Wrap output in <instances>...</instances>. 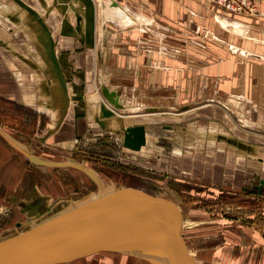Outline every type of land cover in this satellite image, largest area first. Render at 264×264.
Wrapping results in <instances>:
<instances>
[{"label":"crops","instance_id":"1","mask_svg":"<svg viewBox=\"0 0 264 264\" xmlns=\"http://www.w3.org/2000/svg\"><path fill=\"white\" fill-rule=\"evenodd\" d=\"M93 1V48L86 46L83 33L55 39L52 26H48L57 54L67 55L71 73L83 74V79L72 74L67 81L69 91L81 92L84 98L82 102L70 103L58 130L41 142L39 138L54 127L59 113L49 91L51 83L43 72L42 46L37 45L38 34L28 18L20 15L8 0H0V100L36 116L37 125L44 118L45 133L37 131L32 138L43 151L32 152L52 158L75 152V141L87 139L96 126L103 133L115 134V125L105 124V129H101L95 122L99 102L104 101L109 108L119 107L117 115L122 116L123 124L144 125L146 144L135 153L153 158V173L198 182L207 190L238 192L250 185L257 199L264 202V185L260 191L255 188L264 181V60H260L264 59V10L258 15H233L214 12L209 6L200 5L199 0H102L111 6L118 3L130 17L147 18L150 24L143 30L140 24L119 28L111 21L101 32L97 3ZM23 2L39 13L46 24L47 15L60 23L63 10L70 12L65 8L58 12L61 0ZM261 3L264 5V0H254L255 6ZM214 14L219 19L240 21L248 34L257 39L248 41L233 36L231 45L236 50L227 46L230 53L239 57L226 55L201 66L191 61L185 55L187 50L176 41L184 46L197 44L198 39L219 32L221 26ZM57 31L60 35L61 24ZM19 32L26 42L19 39ZM219 35L227 37L222 41L229 38L227 34ZM244 50L260 59L241 60L240 51ZM176 53L183 56L177 58ZM76 85L81 86L80 91H74ZM192 85L203 88L192 94ZM205 85L214 87L211 96L216 101L208 99ZM213 101L215 105L211 104ZM13 113L16 117V111ZM29 118L24 116L25 122ZM41 167L44 166L36 169ZM255 181L257 184L253 185ZM222 222L219 232L224 242L236 241L240 249L247 244H264V236L253 228L255 223H242L235 218Z\"/></svg>","mask_w":264,"mask_h":264},{"label":"rangeland","instance_id":"2","mask_svg":"<svg viewBox=\"0 0 264 264\" xmlns=\"http://www.w3.org/2000/svg\"><path fill=\"white\" fill-rule=\"evenodd\" d=\"M8 1L12 3L13 7L18 9L20 15L28 18L31 26L36 25L31 16L13 1ZM64 1L62 6H58V12H61L64 8L71 10L72 7H76L78 14L83 19L85 18L86 9L81 3L73 0ZM199 4L204 6L203 2ZM263 7V3L255 6L254 0H247L245 5H242V10L246 12L244 15H258L261 11L263 12ZM209 8L214 12H224L219 7ZM69 17L67 19L68 15L63 11V18L74 24L75 19L72 12ZM215 17L216 15L214 14V19L216 20ZM0 18L3 19V17ZM19 18L23 19L24 17L20 16ZM83 19L82 21L84 22L85 20ZM61 21L62 18L60 23H57L54 19L52 20V17L47 21V26H52L55 39L60 38L57 25H60ZM102 24L106 28L107 22ZM116 25L119 28H123L118 24ZM191 26L197 28L194 23ZM214 28L216 29V27ZM34 32L36 33L37 30H34ZM219 33L227 34L225 30L220 28L219 32L210 33L207 37L204 36L205 38L198 39L197 44L189 42L191 45L184 46L183 42L176 41V43L182 46L184 50H187L185 55L191 61L199 62L201 66L209 65L211 61L225 58L226 55L239 57L237 53L229 52V49L236 50L231 45L234 44L232 43L234 38L229 36L228 40L222 41L221 38L227 37H221ZM19 34V39L26 42V38L20 32ZM227 45H230L229 49ZM59 55L61 56L62 68L67 81L72 79V74L83 79V74L71 73L66 61L67 55ZM176 56L179 58L183 55L176 53ZM240 58L241 60L249 59L246 56H240ZM194 72L195 70H193V76ZM196 87L194 85L191 86L192 94L198 93L200 87L203 88L200 85H196ZM213 88L208 85L205 90L209 94L208 99L216 101L215 97L211 96ZM73 89L74 91H80L81 86L76 85ZM214 101L211 104L215 105ZM9 106L10 104H7V102H0L1 129L23 149L41 153L43 150L32 138L37 131H44L45 133L46 122L44 118H41L37 125L35 124L36 116L32 117L31 114L26 113L21 108ZM15 111L17 113L16 117H14L15 114L13 113ZM23 115L26 116V120L30 116L27 122H25ZM160 130L162 131L161 128ZM223 131L225 130L223 129ZM121 144L122 141L118 134L103 133L96 126L95 132L89 133L87 139L75 141L77 151L67 152V154L64 152L58 157L53 156L55 159L49 155H40L42 158L52 162L73 160L82 164L95 174L98 181L69 168L41 167L39 169L41 171H39L0 136V241L21 234L31 228L34 229V226L40 223L44 225L45 221L52 216L62 213L84 198H87L88 202H92L100 196L99 194L108 197L115 190L125 193L124 188H131L136 192L159 198V202L163 203L173 213L174 217L178 219L177 234L185 243L190 256L196 264H264V244H247L240 249L236 241H233L234 243L231 241L224 242L225 239L221 237V232H219L223 224L222 219L235 218L242 223L248 224L249 221L253 222V224L255 223L253 228L264 236V202H262L261 198L257 199L252 186L245 185L238 192L213 188L207 190L200 186L198 182L177 179L173 175L162 172L153 173L151 169L153 158L142 157L140 153H135L136 151L122 148ZM165 155H167V150L164 153ZM29 168H32L31 172L28 171ZM98 182L101 184V190ZM256 184L255 181L253 185ZM33 186L36 187L33 189ZM40 199L44 200V205L42 211L37 213L42 215L46 209L45 207L48 206L52 212H45L46 214L40 219H38L37 214L29 216L28 214L31 210L26 209V207L33 206L32 203L38 202ZM112 201L120 202L118 199ZM17 222L20 223L19 227L16 226ZM225 229H229L232 232L231 227L226 226ZM233 234L236 233L233 232ZM64 264L145 263L139 259L132 260L129 255L100 253Z\"/></svg>","mask_w":264,"mask_h":264},{"label":"water","instance_id":"3","mask_svg":"<svg viewBox=\"0 0 264 264\" xmlns=\"http://www.w3.org/2000/svg\"><path fill=\"white\" fill-rule=\"evenodd\" d=\"M11 1L31 16L36 24L30 26L33 31L37 30V45L42 46V62L45 66L43 72L51 83L50 94L54 102H57L59 112L57 121L52 129L39 138L44 142L58 130L70 103L82 102L84 97L81 92L70 93L61 56L55 49L56 42L42 16L22 0ZM73 1L81 3L86 9L83 19L85 21L77 20L73 26L64 18L60 36L76 37L83 33L86 46L93 48L94 2ZM63 2L65 1L61 0L62 4ZM118 108L115 105L109 108L104 101H100L95 122L101 129H105V124L115 125L117 129L114 133L120 136L122 147L130 151H140L146 144L144 125L123 124L122 116L117 115ZM0 136L33 166L74 169L94 180L97 179L87 167L73 160L66 162L43 160L32 151L17 145L1 127ZM98 185L101 190V184ZM263 185L264 181L261 180L255 188L260 191ZM124 192L115 190L108 197L99 194L100 196L92 202L84 198L62 213L52 216L44 225L40 223L41 225L34 226V229L0 241V264H63L100 253L147 255L157 258L163 264H196L177 234L178 219L159 202V198L136 192L131 188H124ZM114 199L120 202H111ZM43 201L40 199L32 203L33 206L26 207L31 210L28 215L37 214L40 219L45 212H52L48 206L42 215L39 214L44 205ZM16 226L19 227L20 223L17 222Z\"/></svg>","mask_w":264,"mask_h":264},{"label":"bare ground","instance_id":"4","mask_svg":"<svg viewBox=\"0 0 264 264\" xmlns=\"http://www.w3.org/2000/svg\"><path fill=\"white\" fill-rule=\"evenodd\" d=\"M95 2L97 3V11H99V17L101 20V24L98 25V29L101 32H102L103 26H104L102 23H104V22L114 21L116 24H118L120 27H123V28L131 27V26H135L137 24H140L141 26L143 25L142 26L143 30L146 29L145 25L150 24L149 20L147 18L139 16L138 19L137 18L135 19L133 17L127 16V13L124 10V8H122L118 3H116V5L111 6L109 4V2H103L102 0H100V1L95 0ZM209 7H211V5ZM215 18H216L217 22H219L218 25L221 26V29L226 31L228 37L229 36H231V37L238 36V37H241V39L244 38V39H247L248 41L256 39V38H252V37L248 36L249 35L247 32L248 29H246V26H243V24L240 21H238V20L235 21V19L234 20L231 19V20L227 21V19L226 20L219 19V16H216ZM234 48H235V46H234ZM240 54H241L240 56L244 55L248 58L252 57V58L260 59V57L258 55H252V54L248 53L246 50L240 51ZM260 60H264V59H260ZM129 256L132 258V260L133 259H135V260L139 259V260L143 261L145 264H163L157 258L147 256V255L132 254Z\"/></svg>","mask_w":264,"mask_h":264},{"label":"built area","instance_id":"5","mask_svg":"<svg viewBox=\"0 0 264 264\" xmlns=\"http://www.w3.org/2000/svg\"><path fill=\"white\" fill-rule=\"evenodd\" d=\"M199 1L203 2L206 5L210 4L211 7H219L222 10H224V12H227L229 14L240 15L246 13L243 12L242 5H245V1L247 0H199Z\"/></svg>","mask_w":264,"mask_h":264},{"label":"flooded vegetation","instance_id":"6","mask_svg":"<svg viewBox=\"0 0 264 264\" xmlns=\"http://www.w3.org/2000/svg\"><path fill=\"white\" fill-rule=\"evenodd\" d=\"M52 6V5H51ZM50 6V7H51ZM63 9V8H62ZM72 12V14H74V19H75V21H74V25L73 26H75V24H76V21L77 20H80V22H82V19H83V17L80 15V14H78L79 12H78V9L76 8V7H72L71 8V10H70V12L67 14L68 15V18L67 19H69L70 17H69V14ZM47 19H49V16L47 15V17H46ZM64 18H63V16H62V20H63ZM61 24H62V21H61Z\"/></svg>","mask_w":264,"mask_h":264},{"label":"trees","instance_id":"7","mask_svg":"<svg viewBox=\"0 0 264 264\" xmlns=\"http://www.w3.org/2000/svg\"><path fill=\"white\" fill-rule=\"evenodd\" d=\"M0 102H4L5 103V101H3V100H0ZM7 104H9V103L7 102Z\"/></svg>","mask_w":264,"mask_h":264}]
</instances>
